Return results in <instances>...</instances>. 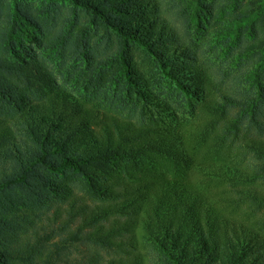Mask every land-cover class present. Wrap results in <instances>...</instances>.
Wrapping results in <instances>:
<instances>
[{
	"label": "trees",
	"instance_id": "1",
	"mask_svg": "<svg viewBox=\"0 0 264 264\" xmlns=\"http://www.w3.org/2000/svg\"><path fill=\"white\" fill-rule=\"evenodd\" d=\"M62 1L117 38L99 63L130 108L87 103L10 38L0 52V264H264V108L215 93L158 0ZM248 50L264 51V38ZM162 80L188 118L152 90ZM52 200L63 205L28 235V219L7 213Z\"/></svg>",
	"mask_w": 264,
	"mask_h": 264
},
{
	"label": "rangeland",
	"instance_id": "2",
	"mask_svg": "<svg viewBox=\"0 0 264 264\" xmlns=\"http://www.w3.org/2000/svg\"><path fill=\"white\" fill-rule=\"evenodd\" d=\"M158 2L161 17L197 54L215 93L264 108V51L248 50L250 43L264 38V4L260 0ZM249 2H252L255 12L244 19L247 14L243 9L249 6ZM20 8L32 15L34 24L21 22ZM17 28L22 32L13 36L12 32H17ZM10 38L15 40L16 45H21L23 54L35 55L61 87L84 98L87 103L102 105L111 112L121 114L130 108L128 100H124L123 89L112 82L106 72L102 73L105 68L99 63L106 61L116 50L117 38L101 26L87 23L83 12L77 11L76 14L66 1L0 0V52L8 47ZM34 38L46 44L47 49L36 46ZM74 41L82 43L91 59L83 57L80 47L73 45ZM10 57L20 55L13 52ZM152 86L160 99L175 107L180 119L189 117L188 104L176 96L170 83L162 80ZM76 189L73 185L72 190ZM59 205L63 204L57 200L48 202L44 207L31 206L30 203L23 206L8 204L7 213L17 217V221L22 217L28 219L24 222L28 235L33 226L51 216ZM100 254L103 255L102 252Z\"/></svg>",
	"mask_w": 264,
	"mask_h": 264
}]
</instances>
